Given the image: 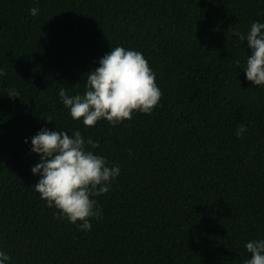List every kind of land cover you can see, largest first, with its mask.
I'll list each match as a JSON object with an SVG mask.
<instances>
[{"label": "trees", "instance_id": "1", "mask_svg": "<svg viewBox=\"0 0 264 264\" xmlns=\"http://www.w3.org/2000/svg\"><path fill=\"white\" fill-rule=\"evenodd\" d=\"M255 20L264 0H0V249L10 264H243L247 240L264 237V86L246 79L250 50L234 33ZM117 45L148 60L159 104L85 126L59 91L83 93ZM42 127L79 129L121 169L89 231L32 187L38 156L24 139Z\"/></svg>", "mask_w": 264, "mask_h": 264}, {"label": "clouds", "instance_id": "2", "mask_svg": "<svg viewBox=\"0 0 264 264\" xmlns=\"http://www.w3.org/2000/svg\"><path fill=\"white\" fill-rule=\"evenodd\" d=\"M31 15L39 7L29 9ZM234 35L247 42L250 54L243 71L253 86H264V22L255 20L246 33ZM240 61L237 60V64ZM4 70L0 68V75ZM62 103L74 120L85 126H94L100 120L115 125L130 120L134 112L151 113L158 106L162 90L156 83V73L144 55L123 45L110 47L98 59V66L86 76L83 93L67 94L59 91ZM246 126L241 123L236 135L242 136ZM30 152L38 156L31 173L38 176L32 187L49 207L58 210L54 215L67 219L79 229L89 231L92 219H100L102 209L96 197L108 193L112 182L120 174L118 164H109L107 158L92 149L98 141L82 136L76 129L71 135L63 129L42 127L33 136L25 137ZM90 145L91 148L87 147ZM249 253L243 264H264V237L247 240ZM11 256L0 249V264H10Z\"/></svg>", "mask_w": 264, "mask_h": 264}]
</instances>
